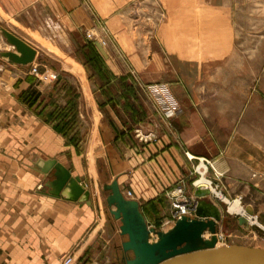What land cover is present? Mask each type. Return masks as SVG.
Here are the masks:
<instances>
[{"label":"crops","instance_id":"1","mask_svg":"<svg viewBox=\"0 0 264 264\" xmlns=\"http://www.w3.org/2000/svg\"><path fill=\"white\" fill-rule=\"evenodd\" d=\"M232 3L0 0V26L35 49L32 35L56 28L77 40L89 55L82 64L91 113L80 152L42 118L39 101L26 105L32 83L20 74L28 68L0 59V264H63L67 254L76 264L112 263L98 247L100 211L50 195L53 174L41 173L40 158H56L95 198V183L117 178L151 226L163 225L170 210L166 192L179 180L189 194L198 191L192 173L199 159L211 161L228 194L242 195L264 176V61L244 57L246 45L236 44ZM94 15L112 37L103 45L107 57L84 39ZM11 49L7 44L0 51ZM152 83L168 84L180 105L173 127L160 122L148 101L142 86ZM146 123L158 139L142 145L133 130Z\"/></svg>","mask_w":264,"mask_h":264},{"label":"rangeland","instance_id":"2","mask_svg":"<svg viewBox=\"0 0 264 264\" xmlns=\"http://www.w3.org/2000/svg\"><path fill=\"white\" fill-rule=\"evenodd\" d=\"M230 16L232 26L235 27L237 32L236 44L246 45L243 47L244 50H242L244 57L249 58L256 55L257 58H262L264 61V0H233ZM92 17L94 18V26L85 31L84 39L96 42L101 37L100 41L105 45L106 42H110L112 39L109 35V30L100 18L95 15ZM11 21L14 23L13 20ZM42 21L44 23V20L40 18L39 23L41 24ZM0 38V49H2L7 46V43L3 41L4 38L1 34ZM32 38L38 48V60L33 64L37 66L38 74L31 73L33 65L28 67V70L25 72L26 75L20 74L25 78H29L32 83V87L26 90L28 96L24 101L28 106L34 105V103L39 101L37 109L40 110L42 118L53 121L56 131L67 137L74 144L77 151L83 152L84 147L83 145L80 146V143L89 133L88 127L91 113L89 110V74L83 66L82 61L87 59L89 55L80 50L74 37L67 36L61 29L56 28L54 33L51 34H35L32 35ZM238 48L239 46H237ZM3 73L5 72L0 71V75ZM11 82H13V79ZM159 84L168 85L165 83H152L142 86L158 118L157 106L151 98L149 89L151 86ZM159 120L162 122L160 118ZM139 126L148 128V123L139 124L136 127ZM133 135L135 137L134 130ZM135 139L139 144H142L136 137ZM151 143L153 142L147 144ZM211 170L212 174L209 177L214 178L215 172L213 169ZM196 175L198 177V174ZM103 183L104 179L95 183V185H98L97 192L99 195L98 198L96 197L97 199L93 196L94 192L89 189L92 193L93 204L94 206L97 203L99 204L100 213L103 218L99 223L103 231L101 233L102 236L99 237L100 242L98 247L103 261L108 255L111 258V264H123L121 244L127 239V236L120 234V221L112 217L106 206L105 197L107 192H104L102 189ZM213 183L218 184L217 190L222 191L228 200L240 199L245 208L251 206L254 209L253 216L257 220V223L250 224L247 228L245 225L240 224L239 214H233L228 211L227 202L209 194L207 198L220 206V210L222 211V219L218 223L217 230L220 243L224 245H246L264 249V176L253 180L250 183L251 187L242 195L226 193V186L223 184L221 177L216 181L214 180ZM214 184L213 186L215 187ZM167 201L171 210V201L168 197ZM168 218L169 215L163 221L165 222ZM164 222L163 225L155 227L165 231L173 226L170 223L164 224ZM156 238L155 235H152V240ZM128 256L132 257L133 254L129 252Z\"/></svg>","mask_w":264,"mask_h":264},{"label":"water","instance_id":"3","mask_svg":"<svg viewBox=\"0 0 264 264\" xmlns=\"http://www.w3.org/2000/svg\"><path fill=\"white\" fill-rule=\"evenodd\" d=\"M0 34L11 50H1L0 59L12 66L28 68L38 60V51L25 40L0 26ZM100 53L107 57L101 42H94ZM35 165L44 175L53 174L48 182L49 193L68 201L94 206L92 193L82 185L79 176L56 158L36 161ZM106 206L115 220L120 221V234L127 236L121 244L123 264H264V249L246 245L230 244L217 247L218 223L222 211L207 197L209 190H198L195 196L198 205L193 217L183 216L164 231L150 226L142 212L140 203L128 198L122 191L118 179L102 186ZM96 208L100 211L97 203ZM246 211L254 215V209ZM240 224L249 227L245 216H239ZM206 233L210 237H206ZM152 235L157 238L152 240ZM133 254L132 257L128 253Z\"/></svg>","mask_w":264,"mask_h":264},{"label":"built area","instance_id":"4","mask_svg":"<svg viewBox=\"0 0 264 264\" xmlns=\"http://www.w3.org/2000/svg\"><path fill=\"white\" fill-rule=\"evenodd\" d=\"M101 44L104 45L102 42ZM31 73L38 74L37 66L33 65L31 67ZM149 92L151 94V98L157 106L159 118L162 120L163 124L171 127L172 121L180 111V105L174 99L169 86L164 84L151 86ZM149 122L154 124L153 119H150ZM134 134L138 141L142 142V144L155 142L158 139V132L155 127L149 129V127L146 128L144 126H139L134 129ZM188 157L190 160L193 159L191 156ZM209 167H211V169L215 172L214 178L209 177ZM192 174H198V177L192 181L193 187L198 190H208L207 184L200 182L203 177H205L206 181L210 182L208 185H211L212 187H214V180L216 181L220 177L218 172L214 169L211 161L205 159L198 160V164L194 166ZM214 185V188L217 190L218 184ZM124 194L128 198H132V192L127 191L124 192ZM166 196L171 201V210L169 211V218L164 222V224H173L176 220L183 216L193 217L195 215L198 199L195 195L187 192L185 180H179L172 190L166 192ZM63 264H76L73 254H67L63 259Z\"/></svg>","mask_w":264,"mask_h":264},{"label":"bare ground","instance_id":"5","mask_svg":"<svg viewBox=\"0 0 264 264\" xmlns=\"http://www.w3.org/2000/svg\"><path fill=\"white\" fill-rule=\"evenodd\" d=\"M200 182L203 183V184H207V189L210 191V194H212V195L216 196L217 198L222 199L223 201L228 203V211L230 213L239 214V215L245 216L247 218V220H248L249 225L257 223L256 217L250 215L246 211V208L242 205L240 199L228 200L221 191H218L214 187H212L211 185H208V184H210V182L206 181L205 177H203L200 180ZM172 225H174V223ZM206 237H210V234L206 233ZM223 245L224 244H221L220 240H218L217 247H220V246H223Z\"/></svg>","mask_w":264,"mask_h":264}]
</instances>
